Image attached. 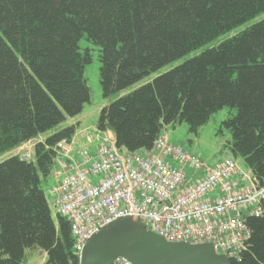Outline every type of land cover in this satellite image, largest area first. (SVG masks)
Segmentation results:
<instances>
[{"label":"trees","instance_id":"1","mask_svg":"<svg viewBox=\"0 0 264 264\" xmlns=\"http://www.w3.org/2000/svg\"><path fill=\"white\" fill-rule=\"evenodd\" d=\"M264 13V0H0V156L73 118L90 100L84 76L97 48L103 97L119 93L192 52L150 83L104 107L96 124L116 146L151 152L162 130L185 123L196 133L217 111L226 148L264 187V18L216 46L219 37ZM76 126L39 141L34 159L0 164V264H23L39 249L43 264H79L70 223L53 221L41 187L54 147ZM246 249L230 264H264V216L245 219Z\"/></svg>","mask_w":264,"mask_h":264},{"label":"built area","instance_id":"2","mask_svg":"<svg viewBox=\"0 0 264 264\" xmlns=\"http://www.w3.org/2000/svg\"><path fill=\"white\" fill-rule=\"evenodd\" d=\"M73 138L53 149L49 193L57 214L70 223L79 264L87 241L125 217L167 242L209 243L217 254L239 259L250 238L245 219L264 216V187L234 158L211 167L161 135L142 153L119 149L110 131ZM113 264L132 263L117 258Z\"/></svg>","mask_w":264,"mask_h":264},{"label":"rangeland","instance_id":"3","mask_svg":"<svg viewBox=\"0 0 264 264\" xmlns=\"http://www.w3.org/2000/svg\"><path fill=\"white\" fill-rule=\"evenodd\" d=\"M264 18V13L256 17L250 22L243 24L242 26L234 29L233 31L219 37L214 42L205 46V48L216 46L218 43L225 39H229L236 34L242 32L246 28L250 27L251 25L261 21ZM79 47L82 50L90 49L92 54V61L90 64L85 66L84 69V76L87 80L88 87L90 89V100L89 103H86L83 107V111L73 117L67 118L63 123H61L56 128L40 135L37 140H34L26 145H22L20 148L5 153L0 156V164L5 160L15 156H27L29 155L28 161H32L34 159V145L39 141H44L46 138L62 131L63 129L76 126L77 131L78 129H82L83 131H94L96 128L97 121L100 116L101 110L108 106L110 103L114 102L118 98L129 94L130 92L142 87L143 85L150 83L156 77L167 73L168 71L172 70L176 66L182 64L189 58H192L194 55L200 54L204 47L201 50L192 52L189 55L172 62L162 68H160L155 73H152L148 77L144 78L143 80L137 82L136 84L132 85L131 87L125 89L122 92L115 93L110 95L109 97H103L102 90L99 83V69L100 63L98 62L97 56V48L93 46L91 43L87 42L85 37L81 39L79 42ZM236 114V110L230 109L225 107L216 113H214L209 121L198 129L196 133H192L189 130V127L185 123H176L174 126H167L165 127L162 132L161 136L166 137L170 144L182 148L185 152H188L198 158L201 159L202 162L207 164L208 166L214 167L217 166L218 163L222 162L225 159L234 158L230 151L226 148L228 143L231 141V135L226 130L222 123L234 116ZM166 161H168L172 166L180 167L174 161L168 159L166 156H163ZM239 165L245 169L248 173H251L243 163L241 159H237ZM188 175L192 174V171L186 170ZM54 185L53 176H48L47 179L41 180V187L43 189L45 198L51 210L52 219L56 222L57 219V211L52 205L53 198L50 195L49 191ZM46 260V254L39 249H31L25 252V262L23 264H43Z\"/></svg>","mask_w":264,"mask_h":264},{"label":"water","instance_id":"4","mask_svg":"<svg viewBox=\"0 0 264 264\" xmlns=\"http://www.w3.org/2000/svg\"><path fill=\"white\" fill-rule=\"evenodd\" d=\"M123 258L132 264H230L212 244L171 243L131 217L113 221L85 244L80 264H113Z\"/></svg>","mask_w":264,"mask_h":264},{"label":"crops","instance_id":"5","mask_svg":"<svg viewBox=\"0 0 264 264\" xmlns=\"http://www.w3.org/2000/svg\"><path fill=\"white\" fill-rule=\"evenodd\" d=\"M81 132H83V130L82 129H78V131L76 130V133H75V137L73 138L75 141H77V142H80V141H82L81 140ZM113 135V134H112ZM168 140V139H167ZM26 145V144H25ZM142 153V152H141Z\"/></svg>","mask_w":264,"mask_h":264}]
</instances>
